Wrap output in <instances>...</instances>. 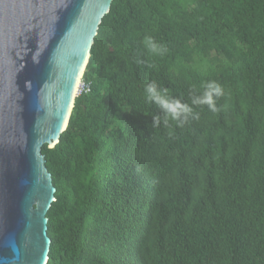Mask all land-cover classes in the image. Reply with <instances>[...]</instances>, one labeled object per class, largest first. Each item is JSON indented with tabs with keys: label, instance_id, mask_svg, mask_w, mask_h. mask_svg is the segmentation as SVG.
<instances>
[{
	"label": "trees",
	"instance_id": "obj_1",
	"mask_svg": "<svg viewBox=\"0 0 264 264\" xmlns=\"http://www.w3.org/2000/svg\"><path fill=\"white\" fill-rule=\"evenodd\" d=\"M82 80L41 148L46 264H264V0H111ZM153 81L188 104L215 81L220 110L165 125Z\"/></svg>",
	"mask_w": 264,
	"mask_h": 264
},
{
	"label": "water",
	"instance_id": "obj_2",
	"mask_svg": "<svg viewBox=\"0 0 264 264\" xmlns=\"http://www.w3.org/2000/svg\"><path fill=\"white\" fill-rule=\"evenodd\" d=\"M111 0H0V264H45L55 186L41 152L65 129Z\"/></svg>",
	"mask_w": 264,
	"mask_h": 264
},
{
	"label": "clouds",
	"instance_id": "obj_3",
	"mask_svg": "<svg viewBox=\"0 0 264 264\" xmlns=\"http://www.w3.org/2000/svg\"><path fill=\"white\" fill-rule=\"evenodd\" d=\"M144 46L147 51L153 55L162 56L168 51L164 45L158 44L150 36L145 37ZM137 63H143V61L137 60ZM203 89L204 90L200 95L192 96L191 104L184 103L178 99L170 97L166 90L158 88L156 82L154 81L145 85L144 92L146 101L155 104L163 113V123L165 125H167L169 120H171L177 122L178 126H183L189 121V118L199 119V113L194 111L193 106H207V108L213 113L220 110L217 107L216 100L224 94L221 85L215 81H209L203 85ZM77 95L75 94V96ZM160 122V116H153L152 123L154 127Z\"/></svg>",
	"mask_w": 264,
	"mask_h": 264
},
{
	"label": "built area",
	"instance_id": "obj_4",
	"mask_svg": "<svg viewBox=\"0 0 264 264\" xmlns=\"http://www.w3.org/2000/svg\"><path fill=\"white\" fill-rule=\"evenodd\" d=\"M86 91H88V84H85V81H83L81 78L79 83H78L76 95L81 93V92H86Z\"/></svg>",
	"mask_w": 264,
	"mask_h": 264
}]
</instances>
